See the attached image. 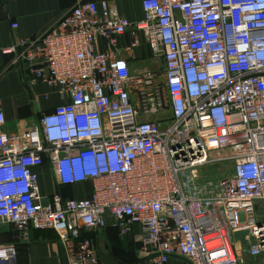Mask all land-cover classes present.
Here are the masks:
<instances>
[{
  "label": "built area",
  "instance_id": "2783aa9c",
  "mask_svg": "<svg viewBox=\"0 0 264 264\" xmlns=\"http://www.w3.org/2000/svg\"><path fill=\"white\" fill-rule=\"evenodd\" d=\"M140 1L129 22L107 1L72 0L3 49L60 104L25 134L4 130L0 107V226L23 242L55 232L68 264H101L90 232L135 226L154 264H264V0ZM126 33L124 51L142 36L161 69L129 71ZM45 160L62 186L89 181L90 196L43 204ZM226 165L213 184L199 175ZM0 264H21L15 244H0Z\"/></svg>",
  "mask_w": 264,
  "mask_h": 264
},
{
  "label": "crops",
  "instance_id": "0c3cea01",
  "mask_svg": "<svg viewBox=\"0 0 264 264\" xmlns=\"http://www.w3.org/2000/svg\"><path fill=\"white\" fill-rule=\"evenodd\" d=\"M109 2L111 8L129 22L142 19L140 0H87ZM72 5V0H0V107L5 116L4 130L10 134H25L35 126L40 116L60 104L57 91L44 84L29 85L27 75L12 67L9 56L3 54L15 38H30L50 27ZM16 24V28L12 25ZM140 45L128 55L124 50L132 42L130 34L119 38L118 57L126 61L131 73L159 70L162 62L154 59L139 36ZM38 176L40 201L45 204L55 194L64 199L80 200L91 194L89 181L62 186L53 166L45 160L35 170ZM140 232L135 226L132 233L120 237L114 229L90 232L101 264H154L139 254L134 237ZM0 244H15L21 264H68L67 254L51 230L30 232L28 241L15 237L12 226H0ZM168 264H187L180 257H172Z\"/></svg>",
  "mask_w": 264,
  "mask_h": 264
},
{
  "label": "rangeland",
  "instance_id": "374dc122",
  "mask_svg": "<svg viewBox=\"0 0 264 264\" xmlns=\"http://www.w3.org/2000/svg\"><path fill=\"white\" fill-rule=\"evenodd\" d=\"M153 71V70H152ZM158 118L162 115L157 116ZM230 173V165L223 167H206L199 172L200 177L205 182V184H213L224 175Z\"/></svg>",
  "mask_w": 264,
  "mask_h": 264
},
{
  "label": "water",
  "instance_id": "95a60500",
  "mask_svg": "<svg viewBox=\"0 0 264 264\" xmlns=\"http://www.w3.org/2000/svg\"><path fill=\"white\" fill-rule=\"evenodd\" d=\"M26 74V72H24Z\"/></svg>",
  "mask_w": 264,
  "mask_h": 264
}]
</instances>
